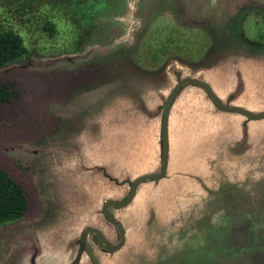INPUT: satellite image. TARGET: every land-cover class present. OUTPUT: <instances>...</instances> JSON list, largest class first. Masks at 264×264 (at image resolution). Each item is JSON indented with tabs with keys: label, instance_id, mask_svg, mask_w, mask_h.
<instances>
[{
	"label": "rangeland",
	"instance_id": "374dc122",
	"mask_svg": "<svg viewBox=\"0 0 264 264\" xmlns=\"http://www.w3.org/2000/svg\"><path fill=\"white\" fill-rule=\"evenodd\" d=\"M27 52L0 66V167L28 199L0 223V264H67L83 227L117 242L100 211L156 172L162 101L178 78L264 110V0H0V32ZM164 179L111 208L126 229L100 264H264V119L216 110L185 84ZM182 148V149H181ZM79 264H92L84 255Z\"/></svg>",
	"mask_w": 264,
	"mask_h": 264
},
{
	"label": "water",
	"instance_id": "95a60500",
	"mask_svg": "<svg viewBox=\"0 0 264 264\" xmlns=\"http://www.w3.org/2000/svg\"><path fill=\"white\" fill-rule=\"evenodd\" d=\"M185 84L203 89L218 111L238 113L245 116L248 120L264 119V110L255 111L240 104L230 105L229 102L223 101L221 99V96L215 91L211 83L206 79L192 76H184L182 78H178L176 83L170 88L169 92L166 94L164 100L162 101L160 120L161 159L159 170L156 172L142 173L135 176L132 180L126 179L125 181H127L128 183V193L125 198H106L101 203L100 211L103 218L107 222L114 225L116 228L118 237L117 242H111L99 228L95 226H85L82 228L79 235V240L77 241V253L67 264H79L84 255H86L91 260L92 264H100L94 249L88 241V236L90 233L93 234V240L97 244V246L108 253H115L119 251L125 244L126 229L121 220H119L112 212L111 208H122L129 205L135 198L137 194V188L141 183L147 180L158 181L164 179L167 175L171 149L169 132L171 107L175 96Z\"/></svg>",
	"mask_w": 264,
	"mask_h": 264
},
{
	"label": "trees",
	"instance_id": "16d2710c",
	"mask_svg": "<svg viewBox=\"0 0 264 264\" xmlns=\"http://www.w3.org/2000/svg\"><path fill=\"white\" fill-rule=\"evenodd\" d=\"M26 52L27 48L20 34L12 29L0 32V66L22 57ZM14 95L8 82L0 83V104L10 101ZM28 206L22 185L0 167V223L20 218Z\"/></svg>",
	"mask_w": 264,
	"mask_h": 264
},
{
	"label": "flooded vegetation",
	"instance_id": "af4514ba",
	"mask_svg": "<svg viewBox=\"0 0 264 264\" xmlns=\"http://www.w3.org/2000/svg\"><path fill=\"white\" fill-rule=\"evenodd\" d=\"M127 196V194L125 196H123L122 198H125Z\"/></svg>",
	"mask_w": 264,
	"mask_h": 264
}]
</instances>
